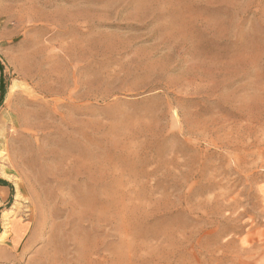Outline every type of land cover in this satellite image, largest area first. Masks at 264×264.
<instances>
[{"label": "rangeland", "instance_id": "1", "mask_svg": "<svg viewBox=\"0 0 264 264\" xmlns=\"http://www.w3.org/2000/svg\"><path fill=\"white\" fill-rule=\"evenodd\" d=\"M0 180V264H264V0H0Z\"/></svg>", "mask_w": 264, "mask_h": 264}, {"label": "crops", "instance_id": "2", "mask_svg": "<svg viewBox=\"0 0 264 264\" xmlns=\"http://www.w3.org/2000/svg\"><path fill=\"white\" fill-rule=\"evenodd\" d=\"M19 235H20L19 231H16V230H15V236H16V238L18 239V240H17V243L19 242ZM12 243H13V242H12ZM15 245H17V244H15ZM15 245H14V246H15Z\"/></svg>", "mask_w": 264, "mask_h": 264}, {"label": "trees", "instance_id": "3", "mask_svg": "<svg viewBox=\"0 0 264 264\" xmlns=\"http://www.w3.org/2000/svg\"><path fill=\"white\" fill-rule=\"evenodd\" d=\"M3 96V94H2ZM0 185H8L6 182L0 180Z\"/></svg>", "mask_w": 264, "mask_h": 264}]
</instances>
